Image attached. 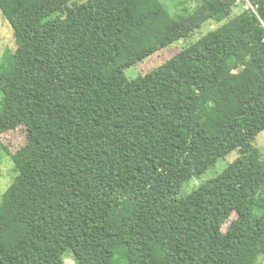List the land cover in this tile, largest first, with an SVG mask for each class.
<instances>
[{
	"label": "trees",
	"instance_id": "trees-1",
	"mask_svg": "<svg viewBox=\"0 0 264 264\" xmlns=\"http://www.w3.org/2000/svg\"><path fill=\"white\" fill-rule=\"evenodd\" d=\"M190 1V0H189ZM0 0L1 135L23 130L0 264H258L264 254V0ZM217 26L135 79L125 69ZM215 176L180 194L218 160ZM68 251V252H67ZM67 252V253H66Z\"/></svg>",
	"mask_w": 264,
	"mask_h": 264
},
{
	"label": "rangeland",
	"instance_id": "rangeland-1",
	"mask_svg": "<svg viewBox=\"0 0 264 264\" xmlns=\"http://www.w3.org/2000/svg\"><path fill=\"white\" fill-rule=\"evenodd\" d=\"M159 1L162 7H165L171 13H186L193 7V5H195L194 3L190 2L191 0ZM241 9H243L242 4H236L235 7H233L232 14L235 15L239 13ZM181 26L185 31H187L188 37L183 38L177 43H174L150 55L143 61L126 68L125 74L128 77L135 79L138 76L151 71L153 68L167 61L181 49L189 46L191 43L198 40L203 34L208 32L210 29L215 28L217 24L207 18V13L204 10L198 9L194 10L191 13L189 12V14H186V16L181 20ZM15 47L16 44L13 35V29L0 11V59L7 48L14 49ZM1 139L3 143L7 146L9 153L12 154L24 142L23 130L16 129L10 132H6L1 135ZM254 144L259 147V149L264 155V130L257 135ZM9 153H7L3 148L0 147V203L4 191L12 183L16 174L14 162L11 159ZM236 156L237 153L233 151L225 158L218 160L216 165L208 169L204 174L201 175V177L191 178L188 182L184 183L179 193L185 194L187 193V191L196 187L201 182L217 175L227 165V163L232 161ZM256 261L258 264H264V254L257 255ZM64 264H75V261L71 255H66Z\"/></svg>",
	"mask_w": 264,
	"mask_h": 264
},
{
	"label": "built area",
	"instance_id": "built-area-1",
	"mask_svg": "<svg viewBox=\"0 0 264 264\" xmlns=\"http://www.w3.org/2000/svg\"><path fill=\"white\" fill-rule=\"evenodd\" d=\"M239 1H241V2H239ZM236 3H241L243 9H246V10H249L250 9L253 12L256 13V6L253 5L249 0H236Z\"/></svg>",
	"mask_w": 264,
	"mask_h": 264
}]
</instances>
